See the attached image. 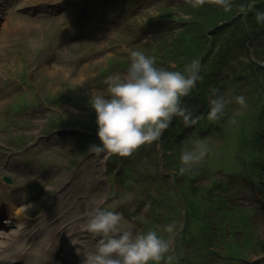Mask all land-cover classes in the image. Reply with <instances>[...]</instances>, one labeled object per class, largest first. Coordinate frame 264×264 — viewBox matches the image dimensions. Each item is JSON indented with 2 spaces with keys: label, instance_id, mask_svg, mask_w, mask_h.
<instances>
[{
  "label": "rangeland",
  "instance_id": "1",
  "mask_svg": "<svg viewBox=\"0 0 264 264\" xmlns=\"http://www.w3.org/2000/svg\"><path fill=\"white\" fill-rule=\"evenodd\" d=\"M217 7L214 0L200 7L189 0H0V207L9 209L1 229L31 231L9 238L7 252L53 253L75 241L87 254L99 237L84 225L103 207L121 212L125 227L165 237L164 226L176 221L178 264H264V25L254 18L259 8L247 6L240 20L209 27ZM191 8L209 14L202 27ZM193 47L201 49L203 78L182 104L196 122L175 116L160 141L129 156L91 151L100 141L89 96L106 93L105 78L126 69L130 51L183 70L197 58ZM212 89L243 94L247 106L233 101L210 121ZM196 140L212 151L180 175L179 154ZM16 207L30 219L17 218ZM207 238L212 244L202 243Z\"/></svg>",
  "mask_w": 264,
  "mask_h": 264
},
{
  "label": "clouds",
  "instance_id": "2",
  "mask_svg": "<svg viewBox=\"0 0 264 264\" xmlns=\"http://www.w3.org/2000/svg\"><path fill=\"white\" fill-rule=\"evenodd\" d=\"M256 2L252 0L248 8L253 9ZM189 3L200 7L206 0H189ZM214 3L226 12L233 7V0H214ZM254 18L257 24L264 25V10L256 9ZM201 68L198 57L183 70H172L158 66L156 58L142 50H131L126 69L105 78L106 93L89 96L100 141L89 149L102 154L104 159L113 155L129 156L141 145L160 141L175 116L186 124L195 123L197 118L182 104V98L202 80ZM212 92L207 113L210 121L220 120L233 101L241 107L247 106V97L243 94L226 96L218 94L216 89ZM211 151L208 142L194 141L191 147L180 152L177 173L193 172ZM84 228L99 237L95 247L87 252V264H178L179 253L173 247L179 232L176 221L164 226L168 234L165 237L157 229L140 232L131 224L125 227L121 212L97 207L90 211Z\"/></svg>",
  "mask_w": 264,
  "mask_h": 264
},
{
  "label": "trees",
  "instance_id": "3",
  "mask_svg": "<svg viewBox=\"0 0 264 264\" xmlns=\"http://www.w3.org/2000/svg\"><path fill=\"white\" fill-rule=\"evenodd\" d=\"M251 1V0H233V7L230 11H224L225 13H222V10H221V7H217L215 8L214 11H212V9L210 8V12L212 14H210V18L208 19V22H209V27H213V26H218L217 23H219L220 21H224V20H227L228 18H231L232 16H235V15H238V14H243V12L247 9V6H248V2ZM259 1V0H257ZM261 1V0H260ZM257 8L261 9V10H264V0L262 1V4H256L255 5ZM189 12H191L194 16L195 14L199 15L198 16V19L196 18H193L195 20H193V23L195 22L198 27H202L203 26V23H201L202 21L201 20H206L208 17H209V14L207 15V13L203 14L205 11H198L196 8H191V9H188ZM222 15V16H221ZM219 16V17H218ZM242 15H238V17L235 19H241ZM221 18V19H220ZM220 19V20H219ZM199 32V36L201 35L202 37L205 35L202 31V30H198ZM182 36H184L183 32H181ZM179 36L175 38L176 41L179 40ZM201 43V42H200ZM179 46V44L177 45ZM180 47H183V42L181 41L180 42ZM193 52L191 53V55H193L194 57H198L197 55V51H200L201 49H196L195 50V47H193ZM195 50V51H194ZM199 58V57H198ZM176 61L179 62V59L176 58ZM186 63H188V61H186Z\"/></svg>",
  "mask_w": 264,
  "mask_h": 264
},
{
  "label": "bare ground",
  "instance_id": "4",
  "mask_svg": "<svg viewBox=\"0 0 264 264\" xmlns=\"http://www.w3.org/2000/svg\"><path fill=\"white\" fill-rule=\"evenodd\" d=\"M22 208H19L18 209V211H17V218L19 217L21 220H24V219H30V216H29V214H28V210H27V208H25V210H27V212H25V213H23V211L21 210ZM24 209V208H23ZM20 229L19 228H17L16 230H12V231H10V232H4V231H2V230H0V251H3V250H5L6 249V243H7V240L9 239V238H12V237H15V236H18V233L20 232L19 231ZM17 231H19V232H17ZM14 233H15V235H14ZM27 233V232H26ZM81 246H85V245H83V244H81ZM36 250H40V249H36ZM42 251H44L45 250V248L44 247H42V249H41ZM40 250V251H41ZM47 250V249H46ZM79 251H81L82 249H78ZM84 252V251H83ZM25 261H27V264H46V263H48V261L47 260H45L44 262L42 261V260H40V259H37V258H35V257H33V256H31V254H29V253H27L26 255H25ZM51 258H53V257H51Z\"/></svg>",
  "mask_w": 264,
  "mask_h": 264
}]
</instances>
